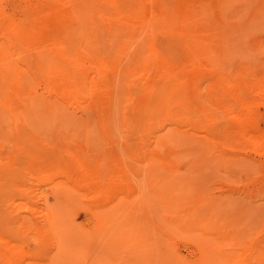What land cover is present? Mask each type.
I'll list each match as a JSON object with an SVG mask.
<instances>
[{"label":"rangeland","instance_id":"374dc122","mask_svg":"<svg viewBox=\"0 0 264 264\" xmlns=\"http://www.w3.org/2000/svg\"><path fill=\"white\" fill-rule=\"evenodd\" d=\"M92 1L108 6L110 15L105 16L106 23L95 21L99 27L89 33L104 38L106 32L99 28L110 26L114 41L130 44L116 75L107 69L114 63L112 47L93 46L96 52L93 47L90 52L89 45L79 56L87 64L89 79L96 76L115 82L111 111L104 118L107 110L95 102L97 91L65 102L57 92H48L43 78L35 81L34 89L45 98L42 103L48 96L60 100L55 101L56 107L0 109V167L4 154L12 152L16 165L9 168L15 165L22 173L7 177L0 168V183L5 185H0L5 188L0 189V233L10 241L0 240V264L9 263V255L19 247L25 253L14 260L22 264H202L206 244L209 260L205 264H264V144L243 140L237 121L216 115V101L221 100L261 124L264 121V0ZM60 5L62 0H0V20L21 34L32 32L28 36L39 41L52 37L50 26L56 23L53 15ZM68 23L74 28L82 24L75 19ZM3 30L2 26L0 47L15 62L21 61V49L11 33ZM76 39L75 45L80 43V37ZM100 55L109 63L107 67L98 65ZM208 65L246 74L234 82L242 101L212 87L215 74L207 73ZM169 70L183 78L185 97L197 102L198 121L185 122L165 109L149 113L145 107H136L142 90L172 88L174 78L160 75ZM193 70L201 72L198 78L191 75ZM88 101L89 109L84 105ZM161 134L169 142L161 148L163 157L154 160L151 152L159 146ZM80 147L91 156L89 168L99 162L101 168L104 163L102 171L99 168L101 183L90 176L85 183L79 166L65 155L75 150L80 155ZM36 148L61 151L66 157L56 164H67L63 170L69 176L55 172L53 166L45 170L36 159H29ZM45 174L49 178L44 179ZM63 179L65 183L57 182ZM45 207L56 211L60 207L59 219L63 212L68 215L66 220L82 232L79 235L88 238L87 249L83 241L78 251L69 249L75 242H65L68 253L56 255L59 248L50 231L56 226L50 229ZM99 213L105 215L102 230L97 227ZM108 226L114 233L113 244L104 241ZM65 229L59 232L62 240Z\"/></svg>","mask_w":264,"mask_h":264},{"label":"bare ground","instance_id":"6f19581e","mask_svg":"<svg viewBox=\"0 0 264 264\" xmlns=\"http://www.w3.org/2000/svg\"><path fill=\"white\" fill-rule=\"evenodd\" d=\"M96 2L97 1L94 2L92 0H62V5H60L59 9H57L56 14L53 15V16H56V19L54 18L56 23L53 22V25L50 26L51 30L53 31L52 37H47V38L45 37L46 39L39 40V41L34 40V38H31V36H28L29 34H32V32L25 35L23 33L21 34L22 31L19 30L20 33H18L19 31L17 32L14 29L15 27H13L12 25H10L7 22L3 23L5 21L2 22L0 20V28L3 26V28H4L3 32L11 33V35H12L11 40H13L17 44V46L21 49V53H22V54H18L21 61L15 62L13 59H11L9 57V55L5 52V50L3 51V48L0 47V109L6 108V109H4L6 111H21V110H26V109L28 110L29 109L28 107H30L31 105H33V106L30 107V110L31 109L41 110L44 108L51 109L52 107H56L55 101H60V100H58L57 98L52 99L48 96L46 101H44V103H42L41 99H43L44 97L39 95V93H37L34 89L35 81L39 80L40 78H43V81L45 83V87H47L48 92H50V91L51 92L52 91L57 92L61 96L62 100H64L65 102L66 101L67 102H70V101L74 102L79 97L89 96L90 91H97L96 92L97 96L95 95L96 96L95 102L98 103L99 107L101 106L107 110V111L105 110L106 112H105L104 118L107 117L108 112L111 111V105H112L111 102H112V100H114L113 92H114V88H115V82L111 81V80H109V81L103 80L102 81L100 79H98L99 80L98 81L95 78L96 76L95 77L93 76L89 79L88 78L89 76H87V64L85 65L83 62H81L83 60V58L80 61L79 56L81 55V53L83 51V47H86V49L87 48L89 49V45L91 46L90 47L91 49H89V51L90 50L92 51V49L94 48L93 46H98V45H99V48L103 47V50H105L104 48H106V47L107 48L112 47L114 49V51H113L114 54L111 51V53L114 56V63H113L112 67H107L108 65L107 66L105 65V64H109V63L108 62L104 63V60H103L101 55H100L101 57L100 56L98 58L96 57V59L99 60L98 65L100 67L103 68L105 66V67H107V69L108 68L111 69V72L113 71L114 75H116V73L118 71V65H121L124 62V60L127 58V52L125 53V50L128 47H130V44H129V42H127V40L114 41L113 35H112V30H111L110 26H102L101 25L102 27L99 28L100 31L105 30L106 34H105L104 38H100V37H97V36L89 33V31L92 28L99 27L95 21H97L99 19L105 21L106 20V19H104V18H106L105 16L108 17V15H110V14H108L109 13V10H108L109 8L107 9L108 6L104 5L103 3H102L103 5L99 6V5L95 4ZM42 3H44V2H42ZM45 3H46V1H45ZM100 3L98 2V4H100ZM33 6H34V4H33ZM35 6H37V5H35ZM42 6H43V4H42ZM121 6H123V5H121ZM23 7H22V9H23ZM26 7H28V6H26ZM39 8L41 9V7H39ZM37 9H38V7H37ZM18 12H19V10H18ZM3 14H4V12H3ZM115 14L114 15L117 16L118 12H115ZM66 15H67V17L64 19V17ZM112 16H113V13H112ZM124 16H127V15H124ZM51 17H52V15H51ZM67 19L68 20L69 19H75V20L80 21L82 24H81V26L78 24L79 26L78 27L75 26V28H74L70 25V23H72L73 21L72 22L70 21V23H68ZM23 20L25 21L24 18H23ZM38 22H41V21L39 20ZM105 23H106V21H105ZM133 24H140V23L134 22ZM40 25H41V23H40ZM30 27H32V26H30ZM27 31H26V29H24V33ZM32 31L35 32V30H33V29H32ZM48 33H49V31L46 34H48ZM76 36H77V39H79V37H80V43H76V45H75L73 38ZM77 39H76V41H78ZM94 49L96 52V48H94ZM105 53H106V51L104 52V54ZM97 55H98V53H97ZM88 57H89V55H88ZM110 59H111V57H110ZM119 60L121 63L119 62ZM194 62L196 64V61H194ZM98 65L96 66L97 68H98ZM209 67L211 70L207 73H210L212 71L215 74V77L213 78L214 80L211 81L212 87H216L220 90L229 92V94L232 93V96L235 95L236 98L239 99L238 101H242L243 98L237 93L236 85L234 82H235V80H241V79L245 78L246 74L244 72L239 73V74L238 73L231 74L230 72L219 70L217 68L212 69L213 65H211ZM90 71H92V70H90ZM100 71H101V69H100ZM113 72H112V74H113ZM198 73H201V72L193 70L191 72V75L192 76L196 75L195 78H198L200 75ZM98 74H100V72ZM160 75L163 76L165 79L174 78L172 88L169 91H167V90H158V91L142 90L141 93L139 94V97H141V99H138L136 107H142V108L145 107V109H149L148 111H146L149 113L154 112L155 110L165 109V110L171 112L172 114H174L177 118L184 119L185 122L198 121L197 113L200 110V108L199 109L197 108V102H195L192 99L189 100L188 98L185 97V89L182 87V84H181L183 78L181 76H177L175 70L174 71L169 70V71L163 72V74H160ZM202 75H203V73H202ZM203 76H205V74ZM231 76H233V78L230 79ZM206 77H208V76H206ZM236 77H238V78L236 79ZM104 81H105V83H104ZM91 93H93V92H91ZM53 100H54V102H52ZM50 103L53 104L54 106L50 105ZM91 103H92V101H91ZM84 105H85V108H87V109L90 108L89 101L87 102V104H84ZM216 107L219 108L217 111L218 114H216V115L220 116V113H221V117H225L228 120L230 119L232 121H237L239 123L240 136L243 138V140L246 139L247 141H249V143H251L255 146H260L261 144H264V121H262V124H261V122H259V120L257 118L251 117L250 115L246 116L244 113H241V111L236 110V108L233 107L232 104L229 102L224 103L221 100H217L216 101ZM96 108H97V106H96ZM100 113H101V111H100ZM100 115H102V114H100ZM219 118L220 117H214L213 119H219ZM246 119H248V120L246 121ZM246 122H249V125H247ZM105 123H106V121H105ZM256 125H259V126H256ZM223 131L226 132V129L224 128ZM223 140H226V139H223ZM26 141L27 140H25V142ZM168 142H169V140L167 137H165V134H161L157 137V143L159 146L152 150V152H151L152 159L155 160V159H159V158L163 157L162 155H164V154L161 152V148L164 147L166 144H168ZM80 145H81V143H80ZM34 147H36V145H34ZM64 147H66V145ZM68 147H70V144L68 145ZM80 148L82 149V147H80ZM47 149H49V148H47ZM47 149L45 147L44 150H47ZM50 149H51V147H50ZM71 149H73V148H71ZM35 150H37V148L34 149L33 151H35ZM51 151L50 152L49 151L43 152V149H42V151H40V152H38V151L32 152L29 159L30 158L36 159L41 164L43 169H45V170H49L48 168L49 167L52 168V166H53L52 170H55V172L58 171V173H60V174L62 172H64V173H66V176H69L68 172L64 171L65 170L64 167L67 166V164L64 167L58 164L60 166L59 169L57 167L58 165L56 164V163H58V160H61L62 158L64 159L66 156H69V158L72 159L74 161V163L79 166V168H80L79 176L81 178H85V183H89V176L94 177L95 179H97V181L99 183H101L103 175L101 176L99 174V170L101 169V171H102V165L104 163L101 165V168L99 166L100 162L94 164L92 167L89 168V164H90L89 159H91V156H88L89 153L87 152L88 151L87 149H86V153H84L85 151L83 152V149L80 150L81 151L80 155H79V151L77 153V150H75V152L77 154H75V152L71 153V151H69L68 154H65L66 156L64 155L65 157L63 156L61 151L60 152L53 151L54 153ZM63 153H65V152H63ZM93 153L95 154L94 151H93ZM93 153H91V155ZM20 155L21 154H19V162H21V160H20L21 156ZM15 157H16V154L15 153L13 154L12 152L7 151L4 154V163H3L4 165L1 164V167H0L1 169H3V171L1 169H0V171H2L3 174L5 171L6 176H7V174L10 177H11V174H18V172H17L18 170L15 168L16 162L14 163V160L16 161ZM98 159H101V157L99 156ZM49 160H50V162L52 160H55V161H52V164H51V163H48ZM37 161H36V163H37ZM12 164H15V165L13 167L9 168ZM75 164H73V165L75 166ZM54 165L56 166L55 168H57L58 170L54 168ZM21 166H22V164H21ZM61 167H63V168H61ZM73 170H72V172H73ZM50 172L51 171H49L48 173H50ZM21 174H20V176H21ZM43 174H44V172H43ZM55 174H57V173H55ZM52 175H54V174H52ZM70 175H72V174H70ZM76 176H77V174H76ZM16 177H17V175H16ZM47 178H49V177H47V175H46L44 177V179H47ZM50 178H52V177H50ZM8 180H10V179H8ZM16 180L17 179L15 178V181ZM74 180H76V179H74ZM64 181L65 180L63 179V181L59 180L57 182L58 183H65ZM1 182L5 183L4 181H1ZM0 185H3L5 187L4 184L0 183ZM3 186L1 188H3ZM61 188H63V187H61ZM61 188L58 189L56 187V190H59V192L64 191V190H61ZM4 190H5V188H3V191ZM59 208L57 210L58 212H59ZM57 211L52 210L49 207H45V211H44L45 220L47 221L48 225L50 224V226H49L50 229H53V227L56 226L55 229L50 230L55 234V237H53V236L52 237L55 238L54 242H55L56 246H58L57 248H59L56 255L61 256L64 253L65 254L68 253L67 246L64 245L65 242H72V243L75 242V244L73 246H70L69 249H72L73 251L80 250L82 248L81 242L83 241L84 242L83 245L84 244L86 245L88 238L82 237V234L79 235V233H82V232H80V231L78 232V230L75 227H73L72 222L69 223V220H66V219H68V215H66L63 212L64 216L61 219H63L62 222L64 223V225L62 228L63 229L66 228L67 231L63 232V240H62L61 239L62 235L60 236V233H59V232H61L60 229H62V228L59 229V225H60L59 222L61 219H59L60 214ZM102 214L103 213H99L98 217H97V227L100 228L101 230L105 229V223H104L105 215H102ZM44 225H45V223H44ZM48 225H47V228H48ZM45 226H44L43 230L46 229ZM56 228L59 230H57ZM110 228L111 227L108 226L107 234L104 238L105 240L104 239L103 240L109 241V244L110 243L113 244L112 239H113L114 233L112 232L113 230H110ZM65 230H63V231H65ZM46 232H48V231L46 230ZM54 234H52V235H54ZM50 236H51V233H50ZM81 237L83 238V240ZM107 238H109V240ZM7 239L9 240V238H4V236L1 235V233H0V240L4 241L5 243H10V241H8ZM79 245L81 247H78ZM85 245H84V247H85ZM88 245H89V242H88ZM88 245H86L85 249H87ZM112 246L114 247V245H112ZM132 246H136V245L132 244ZM204 248H206L205 253L201 256V259H200V262L202 264H205L209 260V255L206 252L209 249V245L206 244ZM19 253L24 254L25 251H23V249L21 247L17 248L15 250L14 254L9 255L10 262L9 263L5 262V263L6 264H22V262H18L19 259L14 260V257L16 255H18ZM216 254H218V252H216ZM58 258H60V257H58ZM44 263L48 264V262H44ZM25 264H32V263L27 262ZM36 264H38V263H36ZM39 264H43V263H39Z\"/></svg>","mask_w":264,"mask_h":264}]
</instances>
